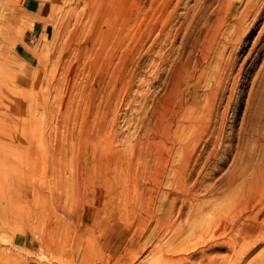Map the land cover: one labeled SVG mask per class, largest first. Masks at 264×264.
<instances>
[{
    "label": "rangeland",
    "instance_id": "1",
    "mask_svg": "<svg viewBox=\"0 0 264 264\" xmlns=\"http://www.w3.org/2000/svg\"><path fill=\"white\" fill-rule=\"evenodd\" d=\"M26 1L0 0V126L5 124L0 127V154L13 158L10 152L20 154L10 147L19 141L16 128L27 127L32 103L36 116L32 196L43 205L40 218L21 214L11 219L7 214L0 221V250L7 253L8 261L109 264L123 258V264H147L157 244L168 251L199 246L188 264H206L212 256L226 255V249L199 245L203 238L194 226L202 229L199 220L210 218L215 206L229 201L239 189L236 184L223 185V179L231 167L237 171L233 160L248 151V139L259 130V122L254 125L249 115L257 80L264 72V4L251 20L261 0H234L231 18L244 16L240 23L231 19L226 33L236 25L239 32L235 40L225 33L228 48L223 53L217 47L209 63L203 62L200 51L217 44L215 16L224 14L225 0H211L207 24L197 12L202 0H45L50 7L47 16L29 12ZM187 13L192 23L185 20ZM38 21L45 28L35 39L33 25ZM193 26L203 27L205 36L191 51L189 45L197 36ZM185 33L188 37L181 42ZM218 41L219 47L225 43L224 38ZM186 56H191L187 63L191 71L196 61L204 66L189 84L182 80ZM220 62L231 70L222 71ZM186 90L190 94L183 97L184 113L178 122L184 125L182 142L174 145L170 155L163 145L176 125L169 124L170 113ZM30 132L24 135L29 140ZM183 143V156L196 165L190 176L189 168L178 163ZM5 168L0 163V171ZM177 172L179 185L174 186ZM191 192L200 195L195 210L188 202L183 204ZM202 200L208 203L200 205ZM125 201L135 202L130 211ZM159 202L175 204L169 218L155 211ZM263 202L261 198V206ZM171 225L182 231L166 245ZM155 231L163 232L165 240L151 239L133 258L135 253H128L132 237L142 233V243ZM259 234L264 237V230ZM263 249L264 242L242 264H251Z\"/></svg>",
    "mask_w": 264,
    "mask_h": 264
},
{
    "label": "bare ground",
    "instance_id": "2",
    "mask_svg": "<svg viewBox=\"0 0 264 264\" xmlns=\"http://www.w3.org/2000/svg\"><path fill=\"white\" fill-rule=\"evenodd\" d=\"M225 1L226 2H225V5H224L225 6L224 14L218 16L219 14L217 15V13H216L217 18L215 16V19H216L215 22H216V27H217V33H215V34H217V35H216L215 38H213V37L212 38L215 39V41H217V44L214 46V48L211 47V43L210 42H209L210 43L209 45L203 46L202 48L200 47L201 48L200 52H201V54L203 56V58H202L203 62L208 60V63H209V57L211 56V53L214 56V54L217 51V49H216L217 47H218V49L220 48L222 50V52L224 53L225 50L228 48V45L226 44V40L227 39H225V37L228 34H230V35H228V37H230L231 39L235 40L234 34L236 32H239L236 29V26H237L236 25V26L233 27L232 31H230L228 34L226 33L227 27L231 23V19L235 23H238V22L240 23V21H242L240 18H242V16H244V15L242 14V16L240 18L239 17H234V16H233V18H231L232 16H231L230 8L235 6L234 0H225ZM239 3H240V1H239ZM261 3L262 4L259 5L257 7L256 11H254V13H253V17L251 19L253 22L258 16V14H259V12H260V10L262 8V5L264 4V0H261ZM210 6H211V0H202V2L199 5L198 11H197V12H199V14H202V16L205 18L206 24L207 23H211V12L212 11H210L209 14L206 13L207 12V8L210 7ZM247 8H249V6ZM191 13L192 14H190V17L195 19L196 18L195 17V12H191ZM188 16H189L188 13L185 14V16H184L185 20L189 19ZM236 16H237V13H236ZM229 18H230V21L228 22ZM238 20H240V21H238ZM190 21L189 22L192 23V20H190ZM199 23H201V22L199 21ZM185 26H184V29H185ZM193 29H195L197 31V36L194 37V41H192V44L189 45V48L187 47L188 49H190V48L194 49L195 45L199 41V39L202 36H205V34L202 35L203 27L202 28H197L196 26H193ZM180 30H178V31H180ZM187 30H186V32H187ZM239 30H240V28H239ZM204 32H205V30H204ZM206 32H208V30ZM225 33L227 35H225ZM213 36H214V34H213ZM185 37H186V33L183 35V37L181 39V42L185 41ZM219 38L220 39L224 38V42H225V43H221L220 47H219L220 41H218ZM239 38H241V37L239 36ZM208 39H209V37H208ZM203 40H205V39H203ZM191 51H193V50H191ZM197 51H199V50H197ZM187 54L188 53H186V55ZM189 55L190 54H188V56ZM188 56H186L185 61H183L184 66H182V72H183V77H182L183 79L182 80L184 81L186 79V83H188L189 81H192L191 79H193L195 77L194 73H195V71L197 69H200V73H202L204 71V66L201 67V65L203 63L202 62H197L196 58H195L196 62H194V67H193L194 70L191 71L190 70L191 66L189 67V64H187V63L190 60V57L192 55L190 57H188ZM180 65H182V64H180ZM227 67H228V64L225 65L224 63L220 62L219 68L222 71L226 72ZM229 69L231 70V68H229ZM194 80H198V79H194ZM192 82H194V81H192ZM256 85H257L256 89L254 90V93H253V102L251 103V106H250L251 111H250L249 119H251V121H254V122H252V123H254V125H256L259 122V128L257 127L259 129L258 133L255 134L256 135L255 137H250L248 139V143H249V149H247L248 151L246 153H244V154H241V155L239 153V156L237 155L238 157H236L235 160H233V168L234 169L236 168L237 171L235 170L236 172H234L233 170H231V168H232L231 167L229 173H227V176L223 179V185L225 184L226 186H231V185L236 184V186L239 189L236 190V191L234 190L235 194H234V196H232L229 199V201L224 202V203L218 205L217 207L215 206L214 212H212V215H211L210 218H207L205 221L199 220V224L201 226H203V228L201 227L202 229H199V227H197L196 225L194 226V229H196V231L199 233V237L203 238L200 241V243H198L199 245L204 244L205 246L206 245L207 246H211V249H213V250L214 249H217V250L218 249H220V250H222V249L225 250L226 249L227 252H228L226 255H223V254L221 255L219 253V255H215V256H212L211 258H208L207 259L208 262H206V264H242L244 262V260H245V257L249 254V252L251 250H253V248H255L256 246H258V245H260V244H262L264 242V237L263 236L260 237L261 234H259V232L261 230H264V204H262V206L260 204V199L261 198L264 199V72H262V74H260ZM181 90H182V87H181ZM176 92H178V90ZM188 92H189V90H186L184 92V94L180 97L177 105L173 109H171V113H170L171 120H170L169 124L172 125L173 123H176V125L174 126L175 128L173 127L174 130L172 129V131H169V133L167 135L166 139H167V143H169V144H167L166 141H164L166 143V145L163 144L164 147H165V150L167 151V154H170V152L172 151V149H173V147H174V145L176 143L180 144L182 142L181 139H180L181 138L180 134H181V129L184 127V125H182V124L180 125L178 122L180 121V119L182 117L181 114L184 113V112L181 113L182 106H183L182 101L184 99L183 97L189 95L190 93H188ZM12 94H13V92H12ZM16 95H14V97ZM20 95H19V97H20ZM21 97L18 98V99L21 100ZM21 101L23 102L24 100H21ZM20 104H19V106H20ZM31 104H30V107H31L30 108V112L28 113V117H26L27 118V127H23V125H21L18 128L16 126L17 128L14 131V132L17 133V137H18V140L20 142L18 141L17 144L12 145L10 147L11 150L15 149L16 151L20 152V154L19 153H15V152H10L14 156L15 159L11 155L4 154V153L0 154V163H4L5 167H6L4 170L0 171V221H2L1 223H3V220H4L3 218L7 214H10L11 219H12V217H16V216L18 217L21 214L23 215V218L24 217H28L30 215H31V217L34 216L35 218H40L39 214H40V210H41V207H42L43 204H42V202L40 203V202L36 201L33 198V196H32V194H33V192L35 191V188H36L35 183L31 181V177H32L31 175L34 172V167H35V163H36L34 161V159H35L34 156H35V152H36V144H35V141L33 139V126L35 125L36 116H35L34 107ZM21 105H23V104H21ZM189 106H190V104H189ZM190 109H191V107L189 108V110ZM253 110H254V113L252 112ZM187 111H188V109H187ZM22 115H23V113H22ZM185 115H188V118H190L189 114H187V112L185 113ZM185 115H184V118H185ZM4 125L5 124L3 123V124H1L0 127H4ZM186 127H188V126H186ZM255 129H256V127H255ZM26 131H28V133L31 131L30 132V134L32 136L31 140H29L28 138H26L24 136ZM184 144L185 143L181 144L183 146L180 147L181 150H182L181 151L182 152L181 153L182 157H181V159H180V161L178 163L184 169L185 168H189L188 174L190 176L191 171L194 170V167L196 165L195 166L192 165L191 164V160L188 157H186L185 155L183 156V152L185 151ZM12 147H14V149H12ZM242 159H244V161H243L244 164L241 166V164H239V161H241ZM168 160H169L168 157L166 159H164V163H165L164 165L168 164V162H169ZM14 161L15 162H19L20 161V163L14 164L13 163ZM236 165H238V166H236ZM192 173H193V171H192ZM163 175H164V171L161 172V177H163ZM173 175L175 176V178H174L172 184L174 186H177V185H179L178 184L179 180L177 179V177L179 176L178 172L177 173H173ZM162 181H164V180H161V182ZM177 188H179V187H177ZM230 188H232V187H230ZM202 190H205V189H202ZM111 191H114V190H111ZM193 191H195V190H193ZM217 191H218V194H219V189ZM208 192H210V190ZM230 192H231V189H230ZM114 193L116 195H118L116 193V191H114ZM191 193H192L191 196L189 195V197L187 196V197L184 198L185 201H183L182 199L181 200L183 201V204L188 202L189 208L190 209H194L195 206L198 203V198L197 197L200 196V195L199 194L196 195L193 192H191ZM186 195H187V193L185 194V196ZM177 198H178V196H177ZM177 198H175V199H177ZM179 198H182V197L179 196ZM170 201H173V200L170 199ZM205 201H203V200L199 201V204L201 205L203 203H208V202H205ZM121 202H122V200H121ZM125 202H127L125 204L126 209L129 208L128 211H130V204L132 206V205H134L135 202L133 204H132V201L131 202L130 201H125ZM188 205H186V206H188ZM200 205H198V206H200ZM257 205H260V207H258V209L256 208L257 211L254 212L253 210L255 209V207ZM174 207H175V204L173 202H169V205H165V202H159V204H157V206H156L155 211L159 212V214H163V217L169 218L168 216H170V214L173 212ZM261 212H263V215H262V218H259V213H261ZM189 213L191 214V212H189ZM193 213H195V212H192V214ZM127 214H128V212L126 213V216H127ZM181 214H183V213L181 211H178V215L180 216ZM191 216H193V215H191ZM8 218L10 219V217H8ZM5 219H7V218H5ZM161 219L163 220V218H161ZM7 220H6V222H7ZM18 220H20V219H18ZM26 221H27V219H26ZM36 222L37 221H35V224H36ZM21 223H23V222H21ZM28 223H29V218H28ZM9 224H11V222ZM14 224H15V221H14ZM179 225H181V224H179ZM0 227L2 228V225ZM176 229H178V228L176 227ZM176 229H173L172 225H171V227L169 228L167 233L165 232L166 236H167V237L164 236L166 238V242H165L166 245L168 243L174 241V240L175 241L177 240L178 233H179V231L181 233L182 230H181L180 227H179L178 230H176ZM152 232L153 231H151V233ZM162 233H160L158 231L157 232L155 231L153 234H151V237H150L149 240H147V241L144 240L142 243H140L141 242L140 240L143 237V234L140 233L138 235H135V237H132L130 244H128L129 245L128 253H129V251L132 252L131 254L135 253L133 255L134 257L133 256L132 257L136 259V257L141 252H143V250L146 248V246L150 243L151 239H155L156 241L158 240V242H159V239L163 238V234ZM165 238H163V239L165 240ZM1 241L3 242V240H1ZM47 242H50V241H47ZM53 242H55V241H53ZM46 244L47 243H45L44 245H46ZM55 244H56V242H55ZM180 244H182V243H180ZM186 244H189V243L187 242ZM54 246H56V245H54ZM156 246L157 247H153V250H152V253H151V257L153 259L148 261L147 264H188V263H190V260L193 257V254L197 252L196 251L197 247H199V246L194 245L192 247L188 246V247H186L185 249H182V250H171V251H168V250L164 249L163 244L162 245L161 244H159V245L157 244ZM46 247H47V245H46ZM179 248H180V246H179ZM88 252H90V251H88ZM92 253L94 254V251ZM6 254L7 253H5V251L0 250V264H11L9 262L10 260L8 261ZM77 254H80V253L78 252ZM87 254H89V253H87ZM82 255H84V253ZM92 256L93 255H91V257ZM78 260H80V259H78ZM123 260H124L123 258L122 259L119 258V260H117L115 262H110V263H112V264H123L122 263ZM201 261H203V260H201ZM251 262H248V263H251V264H264V249H263L262 255L257 256L256 259L255 260H251ZM193 264H195V263H193Z\"/></svg>",
    "mask_w": 264,
    "mask_h": 264
},
{
    "label": "crops",
    "instance_id": "3",
    "mask_svg": "<svg viewBox=\"0 0 264 264\" xmlns=\"http://www.w3.org/2000/svg\"><path fill=\"white\" fill-rule=\"evenodd\" d=\"M26 8L29 12L35 15H45L47 16L50 7L48 6L45 0H27L26 1ZM45 28V25L41 22H36L33 25V32L34 38L37 39L38 35H40ZM32 40V39H31Z\"/></svg>",
    "mask_w": 264,
    "mask_h": 264
}]
</instances>
